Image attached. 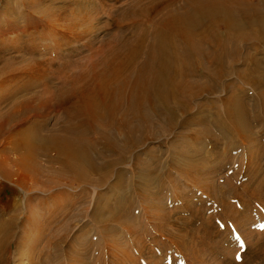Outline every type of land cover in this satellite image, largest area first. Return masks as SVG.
<instances>
[{
	"label": "bare ground",
	"instance_id": "obj_1",
	"mask_svg": "<svg viewBox=\"0 0 264 264\" xmlns=\"http://www.w3.org/2000/svg\"><path fill=\"white\" fill-rule=\"evenodd\" d=\"M127 2L110 17L114 32L86 53L71 47L73 41L94 39L77 28L90 15L80 1L62 22L66 9L56 7L34 11L38 16L30 10L27 20L12 11V19L0 21V38L8 33L33 37L30 44L17 41L26 51L0 57V95L3 83L24 79L0 99V264H10L16 250L27 264H53L44 254L57 263L66 258L67 264H84L80 255L70 256L67 240L73 225L82 227L85 187L105 185L131 162L144 197L147 186L161 185L168 166L186 176L193 167L199 170L204 160L188 155V148L198 153L202 138L211 144L210 153L203 154L208 158L215 147L247 146L258 134L255 125L264 131V51L258 58L256 49H244L248 43L264 48V0ZM69 17L76 20L71 26L65 23ZM53 28L55 36H64V44L47 38ZM42 41L53 43L50 52ZM32 82L38 85L30 89ZM239 84L250 86L251 93ZM218 93L224 96L214 111L196 103ZM194 110L197 116L187 119ZM51 115L58 118L47 125ZM188 123L198 129L174 131ZM169 131H174V145L189 140L186 153L172 149L177 157L170 155L165 168L162 162L142 167L135 151L147 141L161 142ZM146 154L156 160L152 150ZM123 179L118 174L117 184ZM256 186L260 190L262 185ZM66 188L80 193L65 194ZM55 191L59 194L53 196ZM96 204L91 211L95 224L120 219L100 217ZM117 207L121 214L125 207L120 202ZM34 210L39 214L31 216ZM72 243L82 247L81 235ZM35 246L37 255L29 250Z\"/></svg>",
	"mask_w": 264,
	"mask_h": 264
},
{
	"label": "rangeland",
	"instance_id": "obj_2",
	"mask_svg": "<svg viewBox=\"0 0 264 264\" xmlns=\"http://www.w3.org/2000/svg\"><path fill=\"white\" fill-rule=\"evenodd\" d=\"M31 1L34 2L28 5ZM77 1H80L79 5L85 8L82 10L88 8L90 14L87 22L83 26L77 24V28L87 30L94 39L90 40L87 37L78 43L73 41L71 47L86 53L91 46L96 48L106 40L108 33L114 32L110 17L119 10L118 6L128 3L129 0H2L0 21L12 19L14 17L12 11L21 17L33 13L38 16L34 11L43 12L48 8L56 7L66 9L59 17L62 22L61 18L70 16ZM111 9L115 11L114 14L110 13ZM74 21L76 20L73 17H69L65 23L71 26ZM20 24L24 25L23 22ZM56 32L57 30L53 28L46 35L47 38L51 41L57 39L58 43L64 44V36H55ZM18 40L30 44L33 37L25 35L19 39L15 33L2 36L0 57L10 58L15 49L26 51L28 48L24 47L25 44L17 45ZM51 41L41 43L47 46L48 52L51 51L53 44ZM251 46L252 44L248 43L244 49L246 51L256 49L255 56L262 58L264 48L258 44ZM36 48L41 49L39 42L36 43ZM257 50L261 52L258 53ZM23 81L24 79H20L16 84H21ZM3 84L5 91L0 95V99L11 94V89L18 87L15 83ZM31 84L33 86L30 89L38 85L37 82ZM238 87L251 93V87L247 84H239ZM223 96L224 93L203 95L196 103L207 104L214 111L219 103L221 106L219 97ZM194 116H197L195 110L187 116V119ZM49 117L45 119L47 125H53L58 118L54 115ZM196 129H198L196 124L188 123L184 126H176L174 131H196ZM254 130H257L258 134L246 142L247 146L237 150L225 148L224 145L220 150L215 147L212 151L214 155L210 154L208 158L203 157L212 150L211 144L202 138L197 143L198 153L188 148L190 152L188 155L194 158L199 155L204 162L200 163L199 170L193 167L195 171H190L188 176L173 167L165 168L167 162L171 160L172 149L175 152L186 153L185 142L188 143V139L178 140L174 145L175 140L172 137L174 131H169L165 133V138L161 139V142L147 141L143 148L135 152L142 160L140 164L142 167L148 165L153 168L158 162L165 163L167 175L161 185L147 186L148 193L141 197L138 189V186H141L140 181L137 177L134 178L135 166H131V162H128L119 167L120 169L116 170L117 175L112 176L105 185L83 188L86 202L80 206L85 209V215L82 218L83 223L80 224L82 227L77 228L73 225L68 232L67 241L71 243L70 256L80 255L84 264H264V131L260 130L258 125L254 126ZM147 150L154 152L156 160L147 156ZM224 150H230V154H223ZM219 151L222 155L215 154ZM172 156L174 159L177 154ZM39 162L43 163V158L39 159ZM121 173L124 179L121 184H117V176ZM259 183L262 186L257 190L256 184ZM209 187L211 190H207ZM79 193L70 188L65 189V194L68 195H79ZM57 194L59 191H55L52 195ZM95 202L103 214L100 217L120 215L118 216L120 219L112 218L95 224L91 213ZM119 202L125 207L121 214L117 212ZM148 205H151L150 209ZM38 212L32 211L31 216L39 214ZM78 235H81L80 248L72 243L74 237ZM24 242L26 243L23 241L22 244ZM27 244L29 243L25 245ZM38 249L39 246H35L32 250L29 248L34 255H37ZM11 255L15 258L10 264L28 262L18 257L17 250L11 251ZM44 258L53 264L57 263L53 261L51 255L44 254ZM67 262L68 259L61 258L60 263L57 264H67Z\"/></svg>",
	"mask_w": 264,
	"mask_h": 264
}]
</instances>
